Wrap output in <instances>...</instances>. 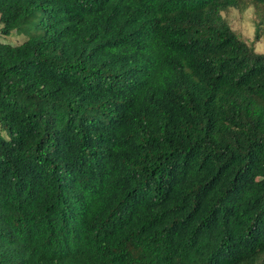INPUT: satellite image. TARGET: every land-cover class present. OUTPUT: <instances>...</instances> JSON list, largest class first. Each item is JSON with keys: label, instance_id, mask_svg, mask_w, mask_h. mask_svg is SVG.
Instances as JSON below:
<instances>
[{"label": "trees", "instance_id": "1", "mask_svg": "<svg viewBox=\"0 0 264 264\" xmlns=\"http://www.w3.org/2000/svg\"><path fill=\"white\" fill-rule=\"evenodd\" d=\"M264 0H0V264H264Z\"/></svg>", "mask_w": 264, "mask_h": 264}, {"label": "rangeland", "instance_id": "2", "mask_svg": "<svg viewBox=\"0 0 264 264\" xmlns=\"http://www.w3.org/2000/svg\"><path fill=\"white\" fill-rule=\"evenodd\" d=\"M254 10V7L251 5H248L243 10L229 7L223 10L221 15L224 17L230 28L242 40L253 46L254 52L262 53L264 52V32L257 40L254 39L255 22L257 21V15ZM262 15H264V10ZM24 38V32H21L18 29L12 30L9 34H0V42H8L11 44L19 43ZM0 135L7 138L6 130H0Z\"/></svg>", "mask_w": 264, "mask_h": 264}]
</instances>
